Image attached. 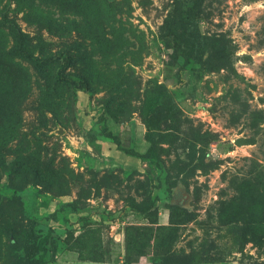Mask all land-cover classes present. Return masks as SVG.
I'll use <instances>...</instances> for the list:
<instances>
[{"label": "rangeland", "instance_id": "1", "mask_svg": "<svg viewBox=\"0 0 264 264\" xmlns=\"http://www.w3.org/2000/svg\"><path fill=\"white\" fill-rule=\"evenodd\" d=\"M39 261L264 264V0H0V264Z\"/></svg>", "mask_w": 264, "mask_h": 264}, {"label": "trees", "instance_id": "2", "mask_svg": "<svg viewBox=\"0 0 264 264\" xmlns=\"http://www.w3.org/2000/svg\"><path fill=\"white\" fill-rule=\"evenodd\" d=\"M188 32L189 31L185 30L184 35L188 34ZM151 152H152V147H150L148 149V153H151ZM26 256H27V258H30L33 256V253L31 251L30 247H27V249H26ZM37 264H41V262L39 261Z\"/></svg>", "mask_w": 264, "mask_h": 264}]
</instances>
